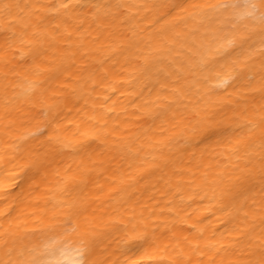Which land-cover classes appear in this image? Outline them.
<instances>
[{
  "label": "bare ground",
  "instance_id": "obj_1",
  "mask_svg": "<svg viewBox=\"0 0 264 264\" xmlns=\"http://www.w3.org/2000/svg\"><path fill=\"white\" fill-rule=\"evenodd\" d=\"M0 264H264V0H0Z\"/></svg>",
  "mask_w": 264,
  "mask_h": 264
}]
</instances>
